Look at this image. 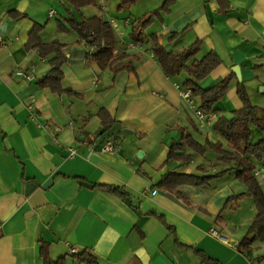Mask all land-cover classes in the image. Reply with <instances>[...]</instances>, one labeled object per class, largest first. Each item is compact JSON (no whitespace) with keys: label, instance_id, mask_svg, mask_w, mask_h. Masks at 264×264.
Wrapping results in <instances>:
<instances>
[{"label":"crops","instance_id":"crops-1","mask_svg":"<svg viewBox=\"0 0 264 264\" xmlns=\"http://www.w3.org/2000/svg\"><path fill=\"white\" fill-rule=\"evenodd\" d=\"M119 1L107 0L105 11L98 5L82 11L86 18L104 17L113 27L114 52L126 57L112 68L90 62L91 47L56 26L52 36L61 35L56 38L66 44L68 56L61 67L62 87L73 92L58 95L37 84L50 67L24 46L32 24H46L44 35L50 19L59 17L53 0H0V26L6 25L0 31V264H41L40 241L49 244L52 259L66 256L67 264H74V250L83 249L100 264H204L201 255L218 264H264L263 258L256 263L240 253L237 243L244 236L216 221L226 198L244 190L233 173L207 186L181 185L180 195L156 186L176 165L164 163L169 146L183 134L202 145L228 143L212 126H199L181 96L183 79L163 72L146 41L155 32L162 44L180 52L199 39V56L217 53L221 64L206 79L217 83L235 76L214 107L217 118L242 107L239 81L251 102L264 109V91H258L264 87V0H227L226 12L219 11L216 0H172L169 11L157 18L160 26L141 32L137 42L130 35L131 22L166 0H137L121 8ZM133 6L139 9L135 17L122 15ZM13 10L27 17L5 15ZM169 32L180 36L167 42ZM100 108L115 120L106 131L97 115ZM55 127L60 130L54 134ZM110 137L117 139L115 151L103 152ZM263 137L251 125V142ZM206 158L215 161L210 151ZM202 163L194 157L182 171L193 173ZM205 167L210 174L218 169ZM259 182L264 191V179ZM28 183L34 187L26 194ZM212 228L222 238L211 235ZM257 248L254 256H262Z\"/></svg>","mask_w":264,"mask_h":264},{"label":"trees","instance_id":"trees-1","mask_svg":"<svg viewBox=\"0 0 264 264\" xmlns=\"http://www.w3.org/2000/svg\"><path fill=\"white\" fill-rule=\"evenodd\" d=\"M63 10L59 13L57 19V31L60 33L73 32L76 35L75 42H84L93 51L88 55L90 62L97 63L101 68H112V66L126 57V54H116V40L113 27L102 16L86 18L82 11L91 6H96V0H57ZM137 0H120L119 7L123 4H133ZM219 3V11L226 12L230 9L227 0H216ZM172 0H166L163 5L149 12L147 15L136 17L131 22L130 35L139 41L137 36L141 32L148 30L155 18L169 11ZM11 19L18 20L27 17L25 13L19 10H13L5 13ZM62 17V18H60ZM46 24H32L24 46L28 51H37L38 55L47 60L49 65L48 73L38 79L36 82L41 88H49L58 95L73 94V92L64 90L62 81L64 75L61 71L62 65L66 62L68 56L63 52L66 44L58 38L50 40L43 39V32ZM180 33H167V42L178 39ZM151 46L152 53L167 76H178L185 73L181 88L190 89L192 98L197 107L206 113L215 112V105L225 96L233 79L234 74L220 79L214 85L204 88L201 83L211 74V72L221 64V59L216 52L210 50L204 55L199 56L202 51L203 42L196 39L185 46L182 51L175 52L162 44L158 35L152 32L146 40ZM131 69L130 66L124 67ZM237 95L242 102L240 109L234 110L228 115H221L212 125V130L227 141V145L222 143L205 145L197 142L191 135L183 134L178 142H173L169 146L167 158L164 165L176 164L164 173L156 186L179 194L178 188L181 185L207 186L218 177L227 173H233L235 178L242 184L244 190L237 194L228 196L223 207L217 215V220L221 224L224 220L222 214L226 210H237L242 201L251 198L255 208V214L248 228L247 233L237 243V249L240 253L254 258L255 260L264 259V191L255 176V171L264 166V137L256 143L251 142V125L264 133V109L254 105L247 93L245 84L239 81L237 84ZM104 130L112 127L115 120L105 108H100L97 112ZM210 151L215 155V161L211 164L207 160L206 154ZM201 157L208 164V167L218 168L213 174L207 171L205 164L196 166L195 172L182 171L194 157ZM99 187L107 190L117 191L104 185ZM263 244V255H255L258 250L255 243ZM38 256L41 264H67V257L62 256L52 259L49 254V244L44 241L39 242ZM74 264H100L97 258L87 249L74 252L70 255ZM204 264H218L204 255H201Z\"/></svg>","mask_w":264,"mask_h":264},{"label":"rangeland","instance_id":"rangeland-1","mask_svg":"<svg viewBox=\"0 0 264 264\" xmlns=\"http://www.w3.org/2000/svg\"><path fill=\"white\" fill-rule=\"evenodd\" d=\"M113 1H115V0H112V4L114 3ZM53 7L55 9H57L59 11V13L63 14L62 7L57 0H53ZM111 9H112V14L116 15L117 14L116 8L111 6ZM138 10H139L138 8L133 6L129 10H128V8H125L124 10L121 11V13H122V15H127L128 17H130V15H133L135 17V15H137V13H138ZM109 13H110V11H109ZM57 18H59V17H54V18L50 19L49 27L47 28V31L43 35L45 40L53 39L50 37H55V38L61 37L60 34H56V36H52L53 32H55L54 30L56 29V26H57V21H56ZM156 26H160L157 18L154 19V22H153L152 26L148 29V31L152 28H155ZM184 77H186L185 73L178 75V78L181 80L184 79ZM214 83H216V82H212V79L209 77L208 79H205L201 83V85L204 88H208V87L214 85ZM260 88L258 89V91H260ZM204 164H205V166L208 167V164H206V163H204ZM189 169L193 170V165H191ZM254 214H255V208H254L253 201L251 198H246L242 201L240 207L237 210H235V211L229 210L227 212H225V211L223 212L222 217H223L224 221L221 223V225L224 227L226 226L225 227L226 230L232 231L236 235L244 236L248 231V228L252 222ZM254 245H255V247L263 248V244L260 242H256ZM258 261L259 260H256V263H258ZM263 263H264V259H263Z\"/></svg>","mask_w":264,"mask_h":264},{"label":"built area","instance_id":"built-area-1","mask_svg":"<svg viewBox=\"0 0 264 264\" xmlns=\"http://www.w3.org/2000/svg\"><path fill=\"white\" fill-rule=\"evenodd\" d=\"M106 2L107 0H96L97 5L101 8L102 11L106 10ZM55 14L54 10L50 11V16H53ZM93 50V48H91ZM18 74H22L21 71L18 72ZM94 86L98 85V81H94L93 82ZM181 96L183 97V99L190 105V107L192 108L195 117L197 119V122L199 124L200 127L202 128H206V127H210L214 124V122L217 120V116L216 114H214L213 112L211 113H206L204 111H202L201 109H199L194 101V99L192 98L191 95V90L190 89H182L181 90ZM35 102V99L32 98L31 99V104L28 107L29 109L32 108V104ZM60 130L59 127H55L53 130V133L55 134L56 132H58ZM55 142H57L56 139H54ZM117 139L114 137H110L108 138L104 145L101 147V150L103 152H110L113 153L115 151V147H116V142ZM71 150V154L74 155L75 154V150L74 149H70ZM255 176L258 178V180H263L264 179V166L259 167L256 171H255ZM157 192V190H153L151 193L154 195ZM210 234L213 235L214 237H218V238H222V236L219 234V232L215 229L212 228L209 230ZM73 252H76L75 250Z\"/></svg>","mask_w":264,"mask_h":264},{"label":"water","instance_id":"water-1","mask_svg":"<svg viewBox=\"0 0 264 264\" xmlns=\"http://www.w3.org/2000/svg\"><path fill=\"white\" fill-rule=\"evenodd\" d=\"M5 28H6V25L3 24L2 26H0V31L2 33H4L5 32ZM233 71L237 74V76L239 75V68H237V67L236 68H233ZM260 91H264V87H261L260 88ZM33 187H34V184L33 183L26 184V186H25V193L27 194Z\"/></svg>","mask_w":264,"mask_h":264}]
</instances>
